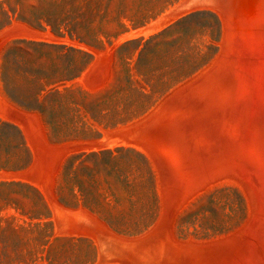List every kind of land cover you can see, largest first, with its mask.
<instances>
[{"label": "rangeland", "instance_id": "374dc122", "mask_svg": "<svg viewBox=\"0 0 264 264\" xmlns=\"http://www.w3.org/2000/svg\"><path fill=\"white\" fill-rule=\"evenodd\" d=\"M0 264H264V0H0Z\"/></svg>", "mask_w": 264, "mask_h": 264}]
</instances>
